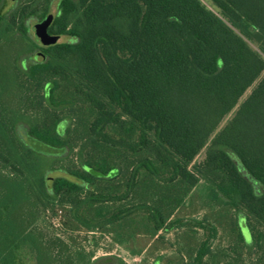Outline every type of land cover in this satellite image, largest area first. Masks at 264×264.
Here are the masks:
<instances>
[{
	"label": "trees",
	"instance_id": "16d2710c",
	"mask_svg": "<svg viewBox=\"0 0 264 264\" xmlns=\"http://www.w3.org/2000/svg\"><path fill=\"white\" fill-rule=\"evenodd\" d=\"M51 2L0 0V264H264V0Z\"/></svg>",
	"mask_w": 264,
	"mask_h": 264
},
{
	"label": "rangeland",
	"instance_id": "374dc122",
	"mask_svg": "<svg viewBox=\"0 0 264 264\" xmlns=\"http://www.w3.org/2000/svg\"><path fill=\"white\" fill-rule=\"evenodd\" d=\"M58 1L59 0H52L49 14L53 15L56 12V5H57ZM9 5H10V0H5L3 8H7ZM38 22L39 21L37 19H32L29 22L30 23V33L34 39H35V34H34L32 27ZM59 39L64 40L65 38L62 36ZM40 53H41L40 51H37L36 54H33V58L34 59L39 58ZM248 92H249V90H247L245 92L243 97H245L248 94ZM19 133H20L22 139L26 143H28L29 145L33 146L35 149H40L43 151L47 149V148H45V147H47L46 145L42 144L41 142H39L33 138L28 137L23 128L19 129ZM203 154H204V151L200 152L199 155L196 157V161H200L203 158ZM55 175H65V174L63 172H60V171H54V172L50 173V176H55ZM197 208H199V206L194 205L193 207L190 208V211L192 210V211L197 212ZM181 214H184V213H181V208H180L178 215L181 216ZM199 214L201 215L202 212H199ZM239 226H240L241 234L243 235L244 239L248 242L250 240L249 230H248L247 226L244 224V220L241 218L239 220ZM40 227H41L42 231L45 233V235L47 237H50V238L54 237L56 235L55 233H59V231L56 230L53 225H46L44 223H40ZM199 231H202V230L199 229ZM220 235H221V232H220ZM85 237H86V235L81 233L78 235L74 234L71 237L68 235H65L64 237H61V238L64 240L65 243L70 245L72 250L75 247L81 246V245L85 247L86 251L94 248V254L92 257L93 264H104V258L105 257H114L115 261H117L118 259H122V261L125 262L126 264H135L139 261V259L137 257L129 255L124 249H122L118 246H112L110 241H108L107 239H105L103 237H100L99 235H95V237H94L96 244L88 242V240H86ZM168 237L172 240L173 234L172 233L169 234ZM221 241L225 244L227 243V241L225 239L221 240ZM72 244L74 246H72ZM106 247H108V248H106Z\"/></svg>",
	"mask_w": 264,
	"mask_h": 264
},
{
	"label": "water",
	"instance_id": "95a60500",
	"mask_svg": "<svg viewBox=\"0 0 264 264\" xmlns=\"http://www.w3.org/2000/svg\"><path fill=\"white\" fill-rule=\"evenodd\" d=\"M52 16L53 15L48 14L44 20L36 23L33 26L35 40L40 45H49L55 43L58 39L57 35L49 34L47 32V26L50 23Z\"/></svg>",
	"mask_w": 264,
	"mask_h": 264
}]
</instances>
